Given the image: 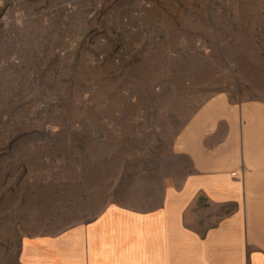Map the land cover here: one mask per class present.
<instances>
[{"label": "rangeland", "instance_id": "1", "mask_svg": "<svg viewBox=\"0 0 264 264\" xmlns=\"http://www.w3.org/2000/svg\"><path fill=\"white\" fill-rule=\"evenodd\" d=\"M236 1L0 0V264L76 221L79 186L124 200L157 167L223 89L207 12L221 28Z\"/></svg>", "mask_w": 264, "mask_h": 264}, {"label": "crops", "instance_id": "2", "mask_svg": "<svg viewBox=\"0 0 264 264\" xmlns=\"http://www.w3.org/2000/svg\"><path fill=\"white\" fill-rule=\"evenodd\" d=\"M214 17L208 47L220 69L206 80L222 78L223 89L124 200L97 199L100 181L79 186L94 199L79 202L77 220L19 235L14 264H264V0H237L221 28Z\"/></svg>", "mask_w": 264, "mask_h": 264}]
</instances>
